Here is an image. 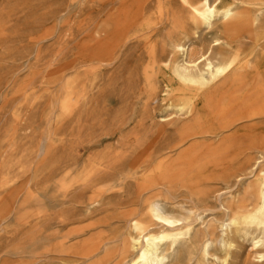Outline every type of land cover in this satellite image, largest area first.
Masks as SVG:
<instances>
[{
  "label": "rangeland",
  "instance_id": "rangeland-1",
  "mask_svg": "<svg viewBox=\"0 0 264 264\" xmlns=\"http://www.w3.org/2000/svg\"><path fill=\"white\" fill-rule=\"evenodd\" d=\"M220 27L184 0H0V264L79 263L94 237L87 262L127 264L148 169L171 181L196 150L214 178L247 158L264 135V115L244 117L264 106V60L197 96L170 63L178 40L216 52ZM167 197L189 205L178 185ZM209 201L203 225L220 216ZM238 240L228 264H259Z\"/></svg>",
  "mask_w": 264,
  "mask_h": 264
},
{
  "label": "bare ground",
  "instance_id": "bare-ground-1",
  "mask_svg": "<svg viewBox=\"0 0 264 264\" xmlns=\"http://www.w3.org/2000/svg\"><path fill=\"white\" fill-rule=\"evenodd\" d=\"M184 1L191 7L197 25L210 28L216 21L221 26L220 36L213 44L218 45L216 52L211 47L205 48L201 40L187 45L181 40L170 43L175 56L170 61L173 74L190 85L196 96L222 87L231 76L247 70L253 61L264 60V0H200L198 6ZM260 115H264V106H255L244 117ZM198 152L186 154L183 172L171 181L161 178L155 167L147 170L141 183V190L148 193L142 201L143 210L129 219L132 232L127 238L131 250L125 258L127 264H228L239 238L254 249L255 262L264 264V135L251 143L246 159L237 158V154L228 161L234 162L232 166L214 165L219 174L214 178L205 174V168L212 162L201 159ZM216 182L222 186L218 187ZM177 185L184 189L189 205H175L167 197ZM210 199L220 216L203 225L198 211L206 210ZM96 201L92 198L88 206ZM142 219H148L149 223ZM153 226L159 229L155 231ZM98 245L95 237L85 241L76 253L81 261L69 264H101L102 260L87 262ZM53 257L58 259L55 264H66L60 256ZM242 264H253L248 254Z\"/></svg>",
  "mask_w": 264,
  "mask_h": 264
}]
</instances>
